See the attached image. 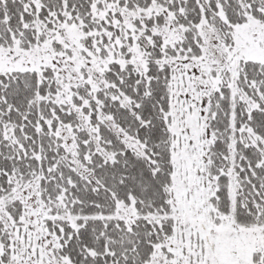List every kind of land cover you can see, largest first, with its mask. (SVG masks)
Returning a JSON list of instances; mask_svg holds the SVG:
<instances>
[{
	"label": "snow or ice",
	"instance_id": "6c2138e0",
	"mask_svg": "<svg viewBox=\"0 0 264 264\" xmlns=\"http://www.w3.org/2000/svg\"><path fill=\"white\" fill-rule=\"evenodd\" d=\"M0 264H264V0H0Z\"/></svg>",
	"mask_w": 264,
	"mask_h": 264
}]
</instances>
